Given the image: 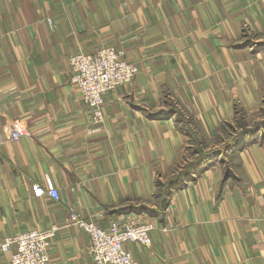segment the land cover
I'll use <instances>...</instances> for the list:
<instances>
[{"label": "crops", "instance_id": "1", "mask_svg": "<svg viewBox=\"0 0 264 264\" xmlns=\"http://www.w3.org/2000/svg\"><path fill=\"white\" fill-rule=\"evenodd\" d=\"M260 40L264 0H0V264H13L6 237L55 226L50 264H95L70 209L106 229L150 221V245L126 243L138 264H264L263 132L204 162L151 210L189 140L176 114L156 113L173 102L210 135L238 103L258 111ZM105 46L139 71L106 93L95 123L69 59ZM15 120L30 134L11 139ZM47 178L60 199L34 194Z\"/></svg>", "mask_w": 264, "mask_h": 264}, {"label": "built area", "instance_id": "2", "mask_svg": "<svg viewBox=\"0 0 264 264\" xmlns=\"http://www.w3.org/2000/svg\"><path fill=\"white\" fill-rule=\"evenodd\" d=\"M48 22L53 26L51 18H48ZM124 54V50L105 46L94 52L81 50L69 59L71 82L78 87L83 100L92 109V120L95 123L105 119L106 93L120 84L130 82L139 71L138 64L125 58ZM29 134V129L20 120L11 124V139ZM33 192L36 196L49 194L60 199V191L50 178L46 179L45 186L35 183ZM66 221L81 226L89 234L88 251L95 264H138L126 243H152L153 224L143 218H131L123 223L113 222L106 229L70 209ZM56 229V226L50 229L35 227L6 237L1 243V249L8 251L13 245L16 246L11 258L13 264H50V245Z\"/></svg>", "mask_w": 264, "mask_h": 264}, {"label": "rangeland", "instance_id": "3", "mask_svg": "<svg viewBox=\"0 0 264 264\" xmlns=\"http://www.w3.org/2000/svg\"><path fill=\"white\" fill-rule=\"evenodd\" d=\"M172 103L173 102H170L169 104L170 109L173 107ZM179 113L184 118V121H178L177 123L185 128V134L189 137V140L185 147V158H183L180 165L172 171L174 173L188 166L200 156L208 153L213 152L210 154L212 158L208 160L218 158L219 156L224 160L226 159L225 153L230 146L241 144L256 133H264V95L262 96L260 109L258 111L249 113L241 103H238L235 116L227 122H224L216 129L215 133H211L210 135L197 130L193 123L192 116L186 109L182 110L179 108ZM218 151H222V154L216 157L213 156ZM226 161L228 162V160ZM174 173H169L161 178L160 183L162 184L168 177L173 176ZM160 189L161 186L157 185V192Z\"/></svg>", "mask_w": 264, "mask_h": 264}, {"label": "trees", "instance_id": "4", "mask_svg": "<svg viewBox=\"0 0 264 264\" xmlns=\"http://www.w3.org/2000/svg\"><path fill=\"white\" fill-rule=\"evenodd\" d=\"M254 44H255L254 46L256 47V49L264 48V41L263 40L257 41ZM172 104H173L172 109H170L169 111L161 110L159 113H156V115L163 116V115H172L174 113V114H176L178 121H181V122L184 121V118L179 113V108L177 107V105H175L174 103H172ZM182 128H183V130H185V128L183 126H182ZM237 141H239V140H237ZM212 153H208V154L200 156L195 161L190 163L188 166L183 167L178 172H175L173 174V176L168 177L162 184L160 183L161 178H159L157 181V185L161 186V189L158 190V192H157L158 205L155 209L154 208L151 209L152 212H157V213L162 212L165 205L167 204L168 197H169L171 191L175 188L180 187L182 184L186 183V181H188L200 169L201 165L206 160H208L209 158H212V155H210ZM220 154H222V151H218L213 156L216 157ZM142 206L145 207V205H142Z\"/></svg>", "mask_w": 264, "mask_h": 264}]
</instances>
